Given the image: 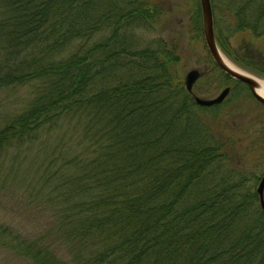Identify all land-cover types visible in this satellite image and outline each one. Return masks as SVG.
<instances>
[{
	"label": "trees",
	"instance_id": "trees-1",
	"mask_svg": "<svg viewBox=\"0 0 264 264\" xmlns=\"http://www.w3.org/2000/svg\"><path fill=\"white\" fill-rule=\"evenodd\" d=\"M211 2L221 51L264 76V50L235 55L228 44L245 33L264 46V0ZM162 9L160 0H0V87L35 83L0 128V152L50 125L68 123L74 141L44 158L51 239L10 242L31 264H264L254 171L214 124L194 129L197 104L173 71L178 43L138 49L120 34L127 18L153 23Z\"/></svg>",
	"mask_w": 264,
	"mask_h": 264
},
{
	"label": "rangeland",
	"instance_id": "rangeland-1",
	"mask_svg": "<svg viewBox=\"0 0 264 264\" xmlns=\"http://www.w3.org/2000/svg\"><path fill=\"white\" fill-rule=\"evenodd\" d=\"M160 1L162 13L158 12L152 17L153 23L143 19L136 21L127 18L128 27L120 34L126 36L138 49L157 48L161 40H175L178 43L180 60L176 66L174 65L173 71L182 78L185 87L187 72L193 68L200 69L202 75L193 88L194 94L200 97L214 98L225 87H231L228 96L220 103L221 106L193 105L196 114L191 111L188 118L193 120L194 129L196 125L199 126V134L203 133L200 125L202 120H205L214 124V131L221 134H217L216 139L221 140L224 137L236 143V162L246 170L254 171L250 185L257 190L264 174V104L252 96L250 88L245 84L227 78L213 61L204 31L197 32L195 29L193 13L199 7L200 0ZM222 3L230 4L231 0H222ZM222 26L225 27V23ZM228 44L235 55H242L244 51L256 53L264 50L263 43L245 33L232 35ZM2 54L3 50L0 48V56ZM223 55L242 71L264 80V76L251 73L224 53ZM33 88L34 82L0 87V128L11 115L29 104ZM69 130L68 123L55 127L50 125L41 136L43 130L33 139H26L23 143L9 146L0 152V264H31L26 257L16 252L17 248L10 245L14 236H18L21 241L34 242L46 240L52 234L46 230L50 209L48 211L44 209L42 212L45 204L42 203L44 192L42 173L44 174V171L47 173L44 158L46 155L53 156L52 151L59 149L60 144L74 142L71 138L73 133ZM59 161L60 159L57 163ZM221 173L211 174L217 177L216 180H221ZM48 178L50 179L48 185H54L56 178ZM3 228H7L6 234ZM48 238L51 239V236ZM67 251L68 255L65 253L67 255L65 258L70 260V250Z\"/></svg>",
	"mask_w": 264,
	"mask_h": 264
},
{
	"label": "water",
	"instance_id": "water-1",
	"mask_svg": "<svg viewBox=\"0 0 264 264\" xmlns=\"http://www.w3.org/2000/svg\"><path fill=\"white\" fill-rule=\"evenodd\" d=\"M202 7V15H203V31L205 36V41L211 57L215 64L228 76L242 81L248 85L251 92L260 102L264 104V96L258 93L257 86L258 82L254 79L250 74L242 73L235 71L228 67L222 58V51L218 45L216 33H215V25H214V13L212 8L211 0H200ZM202 72L198 68H193L189 70L185 77V87L187 91L192 95L196 104L200 106H214L222 103L225 98L230 93L231 87H225L221 93L214 98H203L196 94H194L193 88L196 81L201 77ZM257 194L259 197V202L262 210L264 211V174L260 179V182L257 187Z\"/></svg>",
	"mask_w": 264,
	"mask_h": 264
},
{
	"label": "bare ground",
	"instance_id": "bare-ground-1",
	"mask_svg": "<svg viewBox=\"0 0 264 264\" xmlns=\"http://www.w3.org/2000/svg\"><path fill=\"white\" fill-rule=\"evenodd\" d=\"M222 58L224 60V62L226 63V65L228 67H230L231 69L238 71V72H242V73H246L244 71H242L241 69H239L238 67H236L229 59H227L223 54H222ZM247 74V73H246ZM252 76V75H251ZM254 79H256V81L258 82V86H257V91L259 94H261L262 96H264V80L258 79L256 77H254Z\"/></svg>",
	"mask_w": 264,
	"mask_h": 264
}]
</instances>
